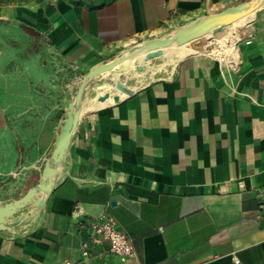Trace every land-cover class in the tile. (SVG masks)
<instances>
[{"label":"crops","instance_id":"0c3cea01","mask_svg":"<svg viewBox=\"0 0 264 264\" xmlns=\"http://www.w3.org/2000/svg\"><path fill=\"white\" fill-rule=\"evenodd\" d=\"M243 1L0 0L1 203L39 181L80 84L53 59L87 72ZM241 21L240 39L167 75L119 73L134 91L118 102H97V78L45 204L0 230V264H264V8ZM102 212L131 238L124 259L107 241L82 253L85 218Z\"/></svg>","mask_w":264,"mask_h":264},{"label":"water","instance_id":"95a60500","mask_svg":"<svg viewBox=\"0 0 264 264\" xmlns=\"http://www.w3.org/2000/svg\"><path fill=\"white\" fill-rule=\"evenodd\" d=\"M261 8H264V0H245L229 5L222 10L198 16L165 34L149 37L132 44L112 59L93 65L83 74L75 96L68 105L54 146L44 163L39 181L19 197L7 202H0V230L10 229V224L34 220L45 204L46 197L55 185L57 172L64 165L73 132L78 125L82 109L85 108V99L94 88V82L97 78H101L103 85L115 84L118 90L131 94L134 91L133 88L122 80H113L109 75L115 71L122 73L132 68L144 70L146 67L144 63L130 64L142 53L144 54L143 61H150L152 58L161 56L167 46L174 43L181 45L197 40L204 37L212 29L229 25ZM109 97L110 92L106 91L97 96V100L105 102ZM120 98L118 93L113 95L114 102H118ZM27 208L28 210L25 211Z\"/></svg>","mask_w":264,"mask_h":264},{"label":"built area","instance_id":"2783aa9c","mask_svg":"<svg viewBox=\"0 0 264 264\" xmlns=\"http://www.w3.org/2000/svg\"><path fill=\"white\" fill-rule=\"evenodd\" d=\"M258 209L260 215H264V186L257 190ZM85 238L82 241V253L84 256H91V247L109 243V250L118 254L123 259L133 253V244L130 236L117 224L110 214L105 212L85 218ZM238 261L237 259L235 260ZM68 264V263H67Z\"/></svg>","mask_w":264,"mask_h":264},{"label":"rangeland","instance_id":"374dc122","mask_svg":"<svg viewBox=\"0 0 264 264\" xmlns=\"http://www.w3.org/2000/svg\"><path fill=\"white\" fill-rule=\"evenodd\" d=\"M239 23L240 25L244 26L243 25V22L241 21V18L234 21L233 23ZM231 23V24H233ZM230 25V24H229ZM227 26V25H226ZM226 26H223V27H218V28H215V29H212L210 31V37L211 39H214V38H217L220 34L224 33V30L226 28ZM213 33V35H211ZM241 38V37H240ZM239 38V39H240ZM204 40V41H203ZM206 41V38L205 37H201L197 40H194L190 43V45H192L193 47H201L203 45V43ZM199 49H194L192 52H196L198 51ZM170 54V51H166L165 54L161 55V56H158V57H155V58H152L150 61H140V60H135L133 62V64H136L137 61H140V64L141 63H144L146 64V67L144 70L147 71H150V74L152 77H155L156 75L158 76L159 72L163 71L165 72V75H167L169 73L170 68H163L162 70H155L156 67L162 65L166 60H168L170 57L168 56ZM167 58V59H166ZM149 64V65H148ZM50 66L52 67V71H53V76H59V78H63V80L65 82H68L70 80H79V78L82 77V75L85 73V68H82V67H76V65H72V63L68 62V61H64V60H61L59 58L58 59H53L51 62H50ZM152 67V68H150ZM154 67V68H153ZM129 72H133L134 74L136 75H140V74H143L144 72H134V68H132L131 70H129ZM117 73V71L114 72V74ZM126 73V72H125ZM128 73V72H127ZM110 78H112L113 80H120L121 79V76L118 74H110L109 75ZM120 78V79H119ZM122 78H126V75H123ZM134 79H143V77H136ZM145 80V79H144ZM139 82V81H138ZM143 82V81H142ZM98 83H100L98 81V79L94 82V88L93 89H96V85H98ZM102 85V84H99V86ZM113 85V84H112ZM92 89V90H93ZM113 89V88H112ZM90 91V94L87 96V97H90V95L93 94L94 90L93 91ZM111 89H109L110 91ZM114 93V92H112ZM110 92V94H112ZM96 96V95H95ZM20 189H16V190H2V193H4V195H2V200H5V199H8L9 197H12L14 195H21ZM23 191V189L21 190ZM5 198V199H4ZM1 202V201H0Z\"/></svg>","mask_w":264,"mask_h":264},{"label":"bare ground","instance_id":"6f19581e","mask_svg":"<svg viewBox=\"0 0 264 264\" xmlns=\"http://www.w3.org/2000/svg\"><path fill=\"white\" fill-rule=\"evenodd\" d=\"M244 33H245V29L240 28L239 24L237 22H235L233 24L227 25L225 30H224V33L220 34L215 40L209 41L210 32L207 33L204 36L206 38V41L203 43V45L201 47H197V48L193 47L192 45H190L191 42L184 43L181 45L174 43V44L164 48L163 54H165L166 51H170V54L168 55L170 58L168 60H166L162 65L156 67L155 70H160V69L162 70L163 68H168V69L170 68V70H173L175 68L176 64L182 58H184L187 54L191 53L194 49H199L201 51H206L209 53L210 52L215 53L221 49L223 50V48L231 45L233 42L238 40ZM211 35H213V33ZM143 56H144V54L142 53L141 55H139L138 57L133 59L132 62L130 61L131 62L130 64L132 65L135 60L143 61V59H142ZM150 68H152V67H150ZM128 71H124V72H128ZM145 71L146 70H135L134 69V72H139V73L145 72ZM115 74H118V72ZM115 74L113 73V75H115ZM109 89H111V90L109 91ZM105 91H108L111 93L114 92V94H117V93L118 94H126V93L122 92L121 90H118L115 87V84H113V85L112 84H109V85H103L102 84L101 89L97 92L95 99L97 100V96H99L101 92L103 93ZM107 100H113V97L106 99V102H107ZM97 102H100V101H97ZM84 110H86V108L82 109V113L84 112Z\"/></svg>","mask_w":264,"mask_h":264}]
</instances>
